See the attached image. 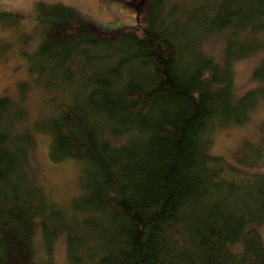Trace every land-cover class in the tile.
I'll return each mask as SVG.
<instances>
[{"label": "trees", "instance_id": "1", "mask_svg": "<svg viewBox=\"0 0 264 264\" xmlns=\"http://www.w3.org/2000/svg\"><path fill=\"white\" fill-rule=\"evenodd\" d=\"M125 2L135 26L105 31L36 1L28 60L46 107L31 118L23 92L0 96V264H53L58 235L67 264H264V138L234 163L211 149L215 129L264 105V0ZM215 34L224 61L201 47ZM257 51L239 91L232 56ZM36 133L78 166L63 202L28 173Z\"/></svg>", "mask_w": 264, "mask_h": 264}, {"label": "rangeland", "instance_id": "2", "mask_svg": "<svg viewBox=\"0 0 264 264\" xmlns=\"http://www.w3.org/2000/svg\"><path fill=\"white\" fill-rule=\"evenodd\" d=\"M36 1L38 0H0V96L9 95L17 98L20 92H23V105L29 115L31 114V118L36 115V111L38 113L46 107L42 102L43 94L30 80L35 78V73L29 69L28 60L40 38ZM42 1L44 3L58 1L70 5L105 31H113L117 28L132 29L135 26L134 9L127 5L125 0ZM144 5L145 3H139L140 8ZM92 26L95 28L94 25ZM224 43L223 35L215 34L205 38L201 47L224 61ZM257 52L247 54L248 56H232L234 59L229 67L235 87L239 91H244L253 85L252 72L262 56V52ZM222 65H225V62H222ZM260 138H264L262 103L257 105L249 120L215 129L212 132L211 149L234 163L236 155L250 152L255 144L262 143L259 141ZM48 142L49 137L46 134L36 133L35 144L28 153V173L31 180L41 187L47 199L63 202L78 189L76 185L78 166L70 158L50 159ZM258 229L264 241V221L258 224ZM36 243H39L38 237ZM65 247L64 235H58L47 255L53 264H67ZM39 255L44 259L46 257L42 249Z\"/></svg>", "mask_w": 264, "mask_h": 264}]
</instances>
